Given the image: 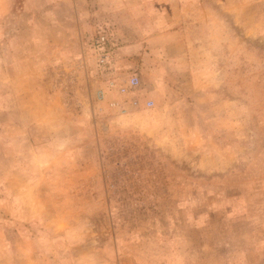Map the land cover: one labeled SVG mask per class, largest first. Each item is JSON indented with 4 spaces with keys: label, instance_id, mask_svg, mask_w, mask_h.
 Segmentation results:
<instances>
[{
    "label": "rangeland",
    "instance_id": "rangeland-1",
    "mask_svg": "<svg viewBox=\"0 0 264 264\" xmlns=\"http://www.w3.org/2000/svg\"><path fill=\"white\" fill-rule=\"evenodd\" d=\"M0 264H264V0H0Z\"/></svg>",
    "mask_w": 264,
    "mask_h": 264
},
{
    "label": "built area",
    "instance_id": "built-area-1",
    "mask_svg": "<svg viewBox=\"0 0 264 264\" xmlns=\"http://www.w3.org/2000/svg\"><path fill=\"white\" fill-rule=\"evenodd\" d=\"M106 60L105 59H102L101 62L104 63ZM140 78L138 75H131L124 84L122 85H119L118 86V91L121 93V94H124L126 95L127 93H129L130 91H133V90H136L139 85H140ZM115 86V83L114 82H111V87H114ZM117 87V86H116ZM153 101H148L147 102V106L148 107H152L153 106Z\"/></svg>",
    "mask_w": 264,
    "mask_h": 264
}]
</instances>
